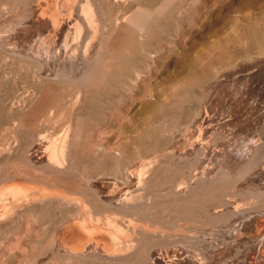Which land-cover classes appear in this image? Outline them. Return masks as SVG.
Returning a JSON list of instances; mask_svg holds the SVG:
<instances>
[{"label": "rangeland", "instance_id": "rangeland-1", "mask_svg": "<svg viewBox=\"0 0 264 264\" xmlns=\"http://www.w3.org/2000/svg\"><path fill=\"white\" fill-rule=\"evenodd\" d=\"M26 1L0 0V13L3 8L13 10ZM54 1L55 12L62 16L76 14L78 6L86 2ZM90 2L95 6L94 12L98 11L95 27L99 23L101 26L96 30L93 27V34L88 30L91 36L96 32L89 48L84 41V26L86 32L78 42L82 39L84 50L90 49L88 53L76 42L77 70L72 75L77 76L44 71L48 70L43 66L45 61H30L14 55L18 50L0 48V207L6 206L0 213V219L5 216L0 221V246H4L0 249H5L0 250V264H28L29 260L49 254L59 264H152L156 253L171 259L176 256L173 260L180 264L186 255L173 254L176 249H189L192 254L199 252L197 249L219 246L227 242L221 234L233 223L239 230L254 232L253 227H248L249 215L253 217L254 213L256 220L264 215V196L250 192L258 187H250L249 177L243 172L241 176L238 166L237 173L236 168L225 164L213 166L216 160L209 162L213 160L210 153V159L207 154L205 158L203 154L200 158L188 154L192 144H183L180 136L203 114V101L213 98L211 90L206 96V87L222 74L231 73L240 61L253 72L257 61H264V0ZM161 9L165 10L161 12L163 16ZM144 10L148 23L145 21L141 30L135 20ZM122 23L129 29H120ZM80 55L83 61L79 60ZM88 55L91 58L86 69L83 66ZM263 126L261 122L257 133L263 131ZM64 134L69 136L64 138ZM62 139L67 150L65 158L60 155L56 166L41 158L37 165L36 159L45 147ZM178 140L180 148L176 145ZM185 152L195 160L182 157L187 159L183 161L179 156ZM66 156L69 159L65 160ZM210 170L214 176L208 173ZM130 177L138 180L132 183ZM108 178L125 182L126 189L121 184L122 192H116L114 197L96 194L101 179ZM14 187L22 190L19 194L23 198ZM137 187L140 191L133 193ZM125 194L131 196L128 195L129 206ZM1 198L9 200L8 204ZM122 198H126L122 201L124 208L119 203ZM131 202L136 206H131ZM84 221L88 224L84 225ZM26 231L33 233L28 235ZM18 232L21 239H17ZM79 233L85 237L83 242L73 241L68 250L61 247L62 239ZM10 242L15 245L11 247L14 243Z\"/></svg>", "mask_w": 264, "mask_h": 264}, {"label": "bare ground", "instance_id": "bare-ground-1", "mask_svg": "<svg viewBox=\"0 0 264 264\" xmlns=\"http://www.w3.org/2000/svg\"><path fill=\"white\" fill-rule=\"evenodd\" d=\"M90 1L86 0L85 3H81L82 5L78 6V9H77L78 11L76 12V14H75V12H72V13H69L68 16H62V15H59L58 12H55L56 11V5L54 4V2H55L54 0H50V2L48 0H46V1L28 0V1H26V4L23 2H22L23 4H21V5L18 4L19 6H17V8H14L13 10H9V7H8V10L5 9V11H4V8H3V14L0 13V48H1V50L3 49V51H4L5 48H8L7 50L10 49L9 52L14 51V50H18V52H16V53L11 52V54L14 53V55L26 58L30 61L31 60L37 61V62L38 61H45V64L43 62H41V63H43V66L44 65L47 66L48 70H44V71H47V72L51 71L53 73V72H56V70H57L59 76L69 75L68 77H70L72 75L73 71L77 70V69H75V63H74L76 61V52H77L75 48H78L77 46L79 44L77 45L76 42H78L80 40V38L82 37V34L87 31V35H86L84 41H86L87 48H89L90 39L93 36H95V34H96V32H95V34L93 36H91V32H92V34L94 32L92 28L96 26L95 24H97L96 23L97 17L95 16V14L98 11L96 13L94 12V9H93L94 5L91 4ZM92 2H93V0H92ZM14 7H15V5H14ZM162 11H165V10L161 9V11H160L161 15H162V13H161ZM151 14H154V12ZM158 14H159V12H158ZM43 15H46V16L48 15L49 18H43L42 17ZM146 15H147V13L144 10V11H142V13L137 15V19L135 20V23L139 26V28L141 30H144L145 21L148 20V19H146L147 18ZM148 16L152 18V16H150V14H148ZM151 18H150V20H151ZM150 20H149V22H150ZM100 21L102 22V20H100ZM146 23H148V21H146ZM99 25L101 26L100 23H99ZM99 25L97 27H99ZM84 26H86V31L84 30ZM122 26H123V23H122ZM97 27H95V30L97 29ZM130 27H132V26H130ZM135 27H133V28H135ZM124 28L125 27L123 26V28H120V29H124ZM127 28L129 29V27H127ZM89 29L92 31L88 32ZM128 29H126V30H128ZM136 29H138V27ZM147 30H148V28H147ZM150 30H151V28H150ZM118 32L119 31H117V33ZM148 32H149V30H148ZM117 33L115 35H117ZM122 33L123 32H121V34ZM124 33L126 34V32H124ZM70 39H72L71 43L69 42ZM87 40H89V41H87ZM119 40L120 39H118L117 41H119ZM10 42H13V44ZM81 42H82V39H81ZM81 42H78V43H80V46L82 45V48H83L85 43L81 44ZM115 42H116V40H115ZM72 43L73 44L75 43V44L73 45ZM3 47H5V48H3ZM121 47H122V44L120 46V49H121ZM86 49L84 50V48H83L82 50L87 51ZM112 49L114 51V48H112ZM89 51H90V49H89ZM89 51H87L86 53H88ZM92 52L94 53V51H92ZM79 53H80V51H78L77 56ZM99 54L100 53H98V56H99ZM90 55L92 56V54H90ZM80 57H81V55H80ZM95 57H97V55ZM90 58L91 57H89V55H88V57L86 59H84V62H85L84 66L83 65H81V66L88 67L86 65V62L89 61L88 59H90ZM232 58H230V59H232ZM80 59L82 60V57L79 58V60ZM93 59H91V60H93ZM222 62H224V61H222ZM227 62H234V61H227ZM257 63H258V67L255 68L254 72H253V70H249L248 67L245 66L244 62L240 61L235 65V67H233L234 70H231V73L222 74L220 78H218L216 81H213L210 86L206 87L205 91H204L206 96L209 95V92L211 90L213 92V98L208 97L207 100L203 101V114H201L199 117H196L193 121L194 123L189 125L188 127H186L184 129V131L181 133L180 140L183 141V144L189 143V142H190V145L192 144V146L189 145L190 147L188 148V151H189L188 154H190V152H191V154L194 153V154H196L195 155L196 157H199L200 155L202 156V154H203L204 158H205L204 154H207V153L212 154L211 159H213V160L209 161V162L210 163L212 162V164H213V162L216 160L215 165H213L215 167L217 165H220V167H222L225 164V165H227V166H225L227 168H231V167L236 168V171L234 169V172L238 171L237 166L240 167L241 169H239V172L240 171L241 172L239 174L242 176L241 173L243 172L247 176V178L249 177V180L251 181L250 187L251 186L252 187L253 186L258 187V189H256L255 191H252V190L250 191L252 193L251 195L264 196V166L261 167L262 164H264V140H263L264 139V129L261 133H257L258 128L260 126V123L264 122V65H263L264 61H257ZM76 64H79L78 61ZM81 66L79 68H82ZM260 66H262L261 70L259 69ZM77 68H78V66H77ZM86 69H88V68H86ZM80 71H81V69H80ZM47 74H49V73H47ZM54 75H56V73ZM73 75H75V74H73ZM202 75H203V73H201V76ZM53 76H49V78L53 77ZM75 76H77V75H75ZM65 77H67V76H65ZM59 79H60V77H59ZM44 100H45V104H46V101H47L46 98ZM44 106L45 105L43 103V107ZM37 114H35L34 116H37ZM263 128H264V126H263ZM64 133H66V132H64ZM66 135L69 136L68 134H66ZM66 135L64 134L63 137L65 138ZM256 136H257V139H255ZM223 137H225L226 139L224 141H222L221 143H218L217 139L223 138ZM67 140L69 141L70 137H68ZM180 140L177 141L178 144L176 143L177 147H179L181 145ZM179 142H180V145H179ZM66 145L68 146L67 142H66ZM66 151H65V140L64 139H62L60 142H58V141L52 142L45 147V150H43V154H41L42 153L41 151H40L41 153L39 152L40 157L38 156V158L36 159L37 165H38L39 159L42 158L44 160V158H46L49 163L56 166L60 163L59 156L61 155V158H63L62 156L65 155ZM175 151H176V149H175ZM68 152H69V150H68ZM70 153H68V154H70ZM177 153L178 152H176V154ZM36 154H38V152ZM182 154H180V156H179L181 159H183L182 157L187 158L189 156V155L187 156L186 152H185L186 155L183 154V156H182ZM208 155L209 154H207V156ZM191 156H190V159L188 157V160H191V158H193ZM35 157H36V155H35ZM67 157L68 156H66L65 160L69 159L70 156L68 158ZM196 157H194V158H196ZM64 158H65V156H64ZM185 158L183 159V161L187 160ZM194 158H193V160H195ZM33 159H34V161H36L35 158H33ZM209 159H210V155H209ZM209 159H207V160H209ZM197 160L198 159H196V161ZM47 161H46V163H47ZM180 161H182V160H180ZM64 162H66V161H64ZM209 162H208V164H209ZM41 164H39V165H41ZM43 164H45V163H43ZM64 164H66V163H64ZM69 164H71V163H69ZM69 164H68V166H70ZM204 164H206V161L204 162ZM204 164H201L202 167ZM211 165H210V168H211ZM49 166H50V164H49ZM206 166H208V165L206 164ZM52 167L55 168L54 166H52ZM53 168H51V169H53ZM204 168H205V166H204ZM204 168H203V170H204ZM55 169L58 170L59 168H55ZM207 170L209 171V169H207ZM219 170H217V172ZM226 170H228V169H226ZM220 171H221V173L223 172L222 170H220ZM230 171H233V170H230ZM212 172L213 171L208 172V173H211V175L214 176V174H212ZM225 172H223V173L225 174ZM206 173H207V171H206ZM208 173L206 175H208ZM214 173H216L215 170H214ZM37 174H39V173H37ZM217 174H220V173H217ZM222 174H220V175L222 176ZM204 175H202V176H204ZM245 175H243V176L245 177ZM208 176H210V175H208ZM215 176H217V175H215ZM204 177H202V178L204 179ZM210 177H212V176H210ZM33 178L35 180V177H33ZM37 178L40 180V177H37ZM41 179H43V178H41ZM129 179H131V177ZM135 179L138 180L137 178H134V180ZM106 180L107 179H105V180L101 179V182L99 183L98 188H97L98 189L97 191H99V192L95 191L96 194H98V193L103 194L106 198L108 196L114 197L115 196L114 194L122 192L120 190H122V188L124 187L123 184L125 182L122 184V183H120L121 181H117L116 179H109L108 178V180L107 181ZM134 180H132V183L134 182ZM140 180L142 181L141 178H140ZM205 180H208V179L205 178ZM244 181H246V183H248V180H244ZM42 182H45V181H42ZM97 182H99V181H97ZM94 184H96V182ZM121 184L123 185L122 188H121ZM18 185L21 186L20 184H18ZM18 185H16V186L18 187ZM102 185H104V187ZM125 187L123 189H126ZM139 187H141V184H139ZM139 187H137V190H136V188H134L135 191L133 190V193L134 192L137 193V191L139 192L140 191ZM248 187H249V185H248ZM95 188L96 187L94 186L93 189H95ZM141 189H142V187H141ZM20 190L19 191L17 190L18 191L17 194H19ZM129 190H131V189L129 188ZM129 190H128V192H129ZM8 191H10V190H8ZM21 192H22V190H21ZM131 193H132V191L129 192V194H131ZM129 194H125V195L128 196ZM20 196H22V195H20ZM129 196H128L127 200L129 199ZM5 197H7V195ZM100 197H101V195H100ZM22 198H23V196H22ZM1 199H3V198H1ZM15 199H16V197H15ZM123 200L126 201V198L125 199L122 198V200L119 199V201H121V202ZM3 201H4V199H3ZM5 201H4L5 204L6 203L8 204L9 200L7 201V199H6ZM18 201H20V200H18ZM22 201H23V199H22ZM121 202H119L121 204L120 206H122L124 208L125 205H123V202L122 203ZM128 202H129V200H128ZM3 203H2V205H4ZM132 204H133V202H131V206H136V205H132ZM127 205L129 206L130 202ZM129 208L130 207H128V209ZM4 210H6V206L0 207V213H3ZM88 210H90V209H88ZM124 210H126V209H124ZM81 212L83 213L85 211H81ZM85 213H87V212H85ZM90 213H88V214H90ZM6 214H7V212L5 213V215ZM241 215H243V214H241ZM250 215H252V214H250ZM250 215H249V218L251 217L250 220H248L249 219L248 216L246 217L247 220L249 221L248 227L249 228L253 227L254 232H252L251 230L245 231L244 229H243L244 231L239 230L240 228L238 229L237 223H233L232 225L229 224L230 225L229 229L226 231H223L221 234V236H223L224 239L227 238V242L220 243L219 246L214 245V247H212V248L210 247L211 248L210 250L209 249L205 250L203 248V250L200 251L199 249H197L199 252H194L192 254H191L189 249L182 250L183 252H179V250L176 249L178 251L175 250L173 252V254L174 253H176V254L180 253L181 256L183 254H185L186 259H185V257L182 258V260L179 259V260L183 261V264H264V219H263L264 215L259 220L258 219L256 220V215L254 213H253V217H255V218H253ZM76 217H78V216H76ZM76 217H74V219H76ZM87 217L89 220L90 216H87ZM87 217H85V218H87ZM2 218H5V216ZM1 219H0V221H1ZM79 219H81V218L79 217L78 220ZM90 219H91V217H90ZM87 221L83 222L84 225L88 224ZM89 222H91V220H89ZM243 222L245 223V221H243ZM71 223H72V221H71ZM245 224H247V223H245ZM245 224H244V226L246 227L247 225H245ZM72 226H74V225H72ZM30 227L31 226H29L28 228H30ZM66 227H68V226H66ZM28 228H27V230H28ZM67 229H71V228H67ZM102 229H103V227H102ZM245 229L247 230V228H245ZM110 230H112V229L110 228ZM110 230H107L108 233ZM31 231L34 232V228ZM21 232H22V230L20 231V233ZM28 232H27V234H28ZM33 232H29V233L31 234ZM76 232H74V233H76ZM98 232L99 231H97V234H98ZM103 232L104 231L102 230L101 234ZM18 233L16 235H18ZM20 233H19V236H20ZM74 233H71V234H74ZM115 234H116V232H115ZM23 235H24V232H23ZM91 235L89 237H91ZM26 236L24 235V237H26ZM63 236H64V234H63ZM68 236L69 237L62 239V241L60 242L61 247H63L66 250H68L67 248H69V247L70 248L73 247V246H70L73 243V241L75 242V240H78V241L83 242V239H85L84 235L81 233L76 234V235H71V236L68 235ZM117 236H118V234H117ZM21 237H23V236H20L17 239H21ZM57 237L58 236H56L55 239H57ZM96 237H99V236L96 235ZM96 237H94V238H96ZM86 238H87V236H86ZM17 239H16V241H17ZM118 239H119V237H118ZM220 239H218V241ZM222 240L223 239H221V241ZM13 241H15V239ZM223 241H225V240H223ZM93 242H95V240ZM10 243L13 244L14 242L13 243L10 242ZM18 243H19V240H18ZM21 243L22 242H20L19 244H21ZM86 244H87V242H86ZM92 244L94 245L95 243H92ZM218 244H219V242H218ZM1 245H4V244H1ZM9 245H7V246L9 247ZM14 245H15V243L13 245H11V247H13ZM28 245H29V242H28ZM52 245H53V243H52ZM7 246L5 245V247H7ZM75 246H77V245H75ZM211 246H213V245H211ZM2 247H4V246H2ZM11 247H9V248H11ZM30 248H33V247L31 246ZM52 248L54 249V247H52ZM52 248H51V250H52ZM3 249H0V250H3ZM11 249L13 250V248H11ZM27 250H28V248H27ZM69 250H71V249H69ZM24 251H26V250H24ZM31 251H33V250H31ZM4 252H5V249H4ZM7 252H9V251H7ZM26 252L28 253V251H26ZM60 252L62 253L61 250H60ZM187 252H190V253L188 254ZM22 253H23V250H22ZM40 254H41V252H40ZM80 254H81V252H80ZM24 255H25V253H24ZM28 255H31V254H28ZM0 257L3 258L2 255H0ZM75 257H77V256H75ZM171 257H172V255H171ZM175 257L176 256H174L171 259L169 256H164L161 253H156V257H155V259H153L154 263H152V264H176L177 263L176 260H173V259H175ZM28 258L30 259V257H28ZM11 260L12 259H10V261ZM58 261L59 260H56L54 258L53 254H49L48 256H44V257L38 256L32 260H29L28 264H53V263L59 264L60 261L59 262ZM155 261H157V263ZM181 261H180V264H181ZM150 262H152V261H150Z\"/></svg>", "mask_w": 264, "mask_h": 264}]
</instances>
